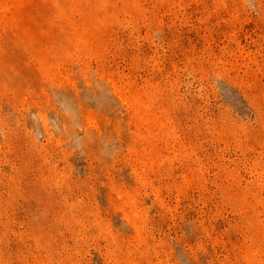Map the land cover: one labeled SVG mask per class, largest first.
Here are the masks:
<instances>
[{"label": "rangeland", "instance_id": "rangeland-1", "mask_svg": "<svg viewBox=\"0 0 264 264\" xmlns=\"http://www.w3.org/2000/svg\"><path fill=\"white\" fill-rule=\"evenodd\" d=\"M0 264H264V0H0Z\"/></svg>", "mask_w": 264, "mask_h": 264}]
</instances>
